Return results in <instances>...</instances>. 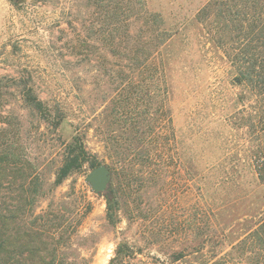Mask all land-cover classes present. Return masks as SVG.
I'll return each instance as SVG.
<instances>
[{"label":"rangeland","instance_id":"1","mask_svg":"<svg viewBox=\"0 0 264 264\" xmlns=\"http://www.w3.org/2000/svg\"><path fill=\"white\" fill-rule=\"evenodd\" d=\"M220 1L248 8L0 0V264H264L263 97L237 83L250 35ZM125 117L155 139L152 182L103 142ZM77 134L110 171L101 195L89 165L56 183Z\"/></svg>","mask_w":264,"mask_h":264},{"label":"trees","instance_id":"2","mask_svg":"<svg viewBox=\"0 0 264 264\" xmlns=\"http://www.w3.org/2000/svg\"><path fill=\"white\" fill-rule=\"evenodd\" d=\"M247 2L248 8L245 6L244 13L238 8L239 4L233 7L228 6L224 1L218 3V8L220 13L223 14L232 10L233 14H228L233 19V22L236 23L237 32H241L243 24L246 23V31H248L250 38L248 41L238 44L240 54L239 57L236 55L231 59V65L234 66L237 72L236 79L238 84L249 85L262 95L263 105L256 110L255 118L258 119L261 116L264 119V0H247ZM24 100L37 110L42 109L41 102L31 94L30 90L25 93ZM124 114L126 113L123 111L122 115ZM125 118L123 122L120 121L116 124L123 133H118L119 130L111 132L104 138L103 142L114 149L116 162L123 164L125 168H135V174L143 176V181L152 182L155 178L154 167L158 158L151 151L155 139L153 137L150 138L151 135H149L145 145L141 146L139 143L141 140L137 136V123L132 117ZM149 133H151L150 128H148ZM145 146L146 148H144ZM84 165H89L93 169L101 164L91 157L84 145L83 136L77 134L71 143L66 146L63 162L56 176V183L60 184L71 173L78 171ZM258 173L264 177L263 170H259ZM106 199L107 202H110L111 197L106 196ZM113 213H108V215H113ZM5 245L0 246L6 257L9 251H7ZM123 248L124 245H118L115 249V254L122 252ZM112 261L113 259L110 262Z\"/></svg>","mask_w":264,"mask_h":264},{"label":"water","instance_id":"3","mask_svg":"<svg viewBox=\"0 0 264 264\" xmlns=\"http://www.w3.org/2000/svg\"><path fill=\"white\" fill-rule=\"evenodd\" d=\"M85 182L89 185L93 193L101 195L109 186L110 171L106 165L101 164L86 175Z\"/></svg>","mask_w":264,"mask_h":264}]
</instances>
